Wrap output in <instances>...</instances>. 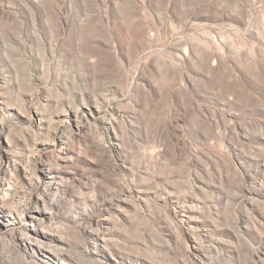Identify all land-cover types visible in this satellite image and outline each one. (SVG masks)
Returning <instances> with one entry per match:
<instances>
[{
    "label": "rangeland",
    "instance_id": "1",
    "mask_svg": "<svg viewBox=\"0 0 264 264\" xmlns=\"http://www.w3.org/2000/svg\"><path fill=\"white\" fill-rule=\"evenodd\" d=\"M0 264H264V0H0Z\"/></svg>",
    "mask_w": 264,
    "mask_h": 264
},
{
    "label": "bare ground",
    "instance_id": "2",
    "mask_svg": "<svg viewBox=\"0 0 264 264\" xmlns=\"http://www.w3.org/2000/svg\"><path fill=\"white\" fill-rule=\"evenodd\" d=\"M30 213H31V212H30ZM35 216H36V215H35ZM35 216H34V217H35ZM38 219H39V218H38ZM27 224H28V223H27Z\"/></svg>",
    "mask_w": 264,
    "mask_h": 264
}]
</instances>
